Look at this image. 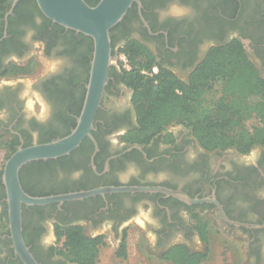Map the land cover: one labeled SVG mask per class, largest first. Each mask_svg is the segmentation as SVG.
<instances>
[{"label": "flooded vegetation", "instance_id": "af4514ba", "mask_svg": "<svg viewBox=\"0 0 264 264\" xmlns=\"http://www.w3.org/2000/svg\"><path fill=\"white\" fill-rule=\"evenodd\" d=\"M140 2L111 30L117 59L94 120V139L87 136L68 155L26 164L22 185L34 196L162 186L192 199L215 198L232 222L211 201L191 203L163 191H106L23 205L25 242L41 264H78L59 253L65 229L77 226L118 252L124 244L127 250L129 243H144L159 260L175 264L165 256L173 247L191 253L210 247L203 229L205 224L211 238L207 217L214 215L230 236L245 241L246 264H264V145L248 153L207 149L181 123L146 136L138 130L135 89L125 71L141 68L188 82L212 53L217 90L224 80H247L252 73L264 79V0ZM92 40L45 17L36 0H7L0 16L1 143L17 149L71 132L86 96ZM135 55L149 57L133 67ZM0 216V264H24L14 250L3 182Z\"/></svg>", "mask_w": 264, "mask_h": 264}, {"label": "trees", "instance_id": "16d2710c", "mask_svg": "<svg viewBox=\"0 0 264 264\" xmlns=\"http://www.w3.org/2000/svg\"><path fill=\"white\" fill-rule=\"evenodd\" d=\"M6 2L0 0V16ZM125 51L133 52L131 49ZM148 57H131L132 66L139 65ZM214 60L215 56L210 53L203 69L195 71L188 82L173 74L162 73L155 77L144 74L141 68L125 69L126 78L135 89L133 102L138 116V130L152 137L171 124L181 123L192 127L207 149L234 147L241 153H248L256 145H264V79L255 73L247 80L232 82L227 79L219 91L214 78L217 68ZM2 146L10 149L7 157L16 151L10 144L1 143ZM43 162L34 161L29 165ZM2 172L0 169V185ZM64 234L65 240L59 251L62 256L78 264H98L104 245L102 241L85 236L82 228L77 226L67 227ZM203 238L209 245L205 224ZM208 253L209 247L203 253H191L183 246H176L165 256L174 259L175 264H200ZM118 254L126 255L125 244Z\"/></svg>", "mask_w": 264, "mask_h": 264}, {"label": "water", "instance_id": "95a60500", "mask_svg": "<svg viewBox=\"0 0 264 264\" xmlns=\"http://www.w3.org/2000/svg\"><path fill=\"white\" fill-rule=\"evenodd\" d=\"M135 1L141 5L140 0H99L95 5H91L87 0H36L40 10L47 18L67 29L90 36L93 39L94 49L89 80L86 85V96L82 111L77 117L76 126L65 136L43 143H34L28 146L20 145L3 163L2 182L6 191L11 238L15 253L24 264L41 263L32 253L23 237V205H42L106 191H163L168 195H174L191 203L215 202L224 219L232 222L227 217L223 206L215 198L192 199L183 192L162 186H112L78 194L34 196L28 193L22 185L20 172L26 164L68 155L87 136L93 138L91 131L94 128V120L101 106L110 68L117 59L113 53L111 30L123 20Z\"/></svg>", "mask_w": 264, "mask_h": 264}, {"label": "rangeland", "instance_id": "374dc122", "mask_svg": "<svg viewBox=\"0 0 264 264\" xmlns=\"http://www.w3.org/2000/svg\"><path fill=\"white\" fill-rule=\"evenodd\" d=\"M7 153L6 147H0V169L8 158ZM207 219L210 223L211 243L208 256L202 264H246L245 241L230 236L217 216L209 215ZM138 245L142 247L139 248ZM143 246L144 243H129L126 255L121 256L114 244L108 242L101 247L99 264H166L150 251L143 249ZM199 247L205 249L202 243H199Z\"/></svg>", "mask_w": 264, "mask_h": 264}, {"label": "built area", "instance_id": "2783aa9c", "mask_svg": "<svg viewBox=\"0 0 264 264\" xmlns=\"http://www.w3.org/2000/svg\"><path fill=\"white\" fill-rule=\"evenodd\" d=\"M120 57H121V61L126 64L127 63L126 56L122 54Z\"/></svg>", "mask_w": 264, "mask_h": 264}]
</instances>
